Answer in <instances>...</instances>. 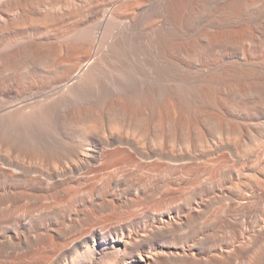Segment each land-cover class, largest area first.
I'll return each instance as SVG.
<instances>
[{"label":"bare ground","instance_id":"obj_1","mask_svg":"<svg viewBox=\"0 0 264 264\" xmlns=\"http://www.w3.org/2000/svg\"><path fill=\"white\" fill-rule=\"evenodd\" d=\"M0 264H264V0H0Z\"/></svg>","mask_w":264,"mask_h":264}]
</instances>
